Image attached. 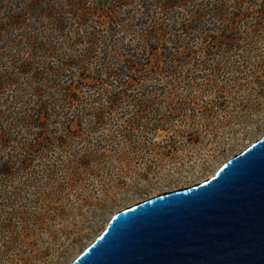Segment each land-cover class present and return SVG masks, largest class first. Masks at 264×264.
<instances>
[{"label": "rangeland", "instance_id": "obj_1", "mask_svg": "<svg viewBox=\"0 0 264 264\" xmlns=\"http://www.w3.org/2000/svg\"><path fill=\"white\" fill-rule=\"evenodd\" d=\"M263 135L264 0H0V264H70Z\"/></svg>", "mask_w": 264, "mask_h": 264}, {"label": "water", "instance_id": "obj_2", "mask_svg": "<svg viewBox=\"0 0 264 264\" xmlns=\"http://www.w3.org/2000/svg\"><path fill=\"white\" fill-rule=\"evenodd\" d=\"M70 264H264V135L214 176L119 210Z\"/></svg>", "mask_w": 264, "mask_h": 264}, {"label": "trees", "instance_id": "obj_3", "mask_svg": "<svg viewBox=\"0 0 264 264\" xmlns=\"http://www.w3.org/2000/svg\"><path fill=\"white\" fill-rule=\"evenodd\" d=\"M181 1H185V0H181ZM165 4L166 5H168V6H172V4H170V2L168 1V2H165ZM224 3H222L221 4V2L219 1L218 3H217V5L215 6V7H213L210 11H208L209 13H213V14H209V16H211V15H213L214 16V18H220L219 20H224V19H222V15H223V13H225L226 12V7H228V6H225V5H223ZM196 13V14H195ZM200 15H201V12H199V11H194V13H192V15H188L187 16V18H185V21L187 22L188 21V19L192 22L193 21V23H194V20H196V23H197V21L200 19L199 17H200ZM199 16V17H198ZM224 17V16H223ZM183 18H180V22H178V25L180 24V26L181 27H183V25H184V20H182ZM217 20V19H216ZM189 26H191V27H189ZM188 27L189 28H200V26L201 25H198V23L197 24H192V23H190V25H189ZM176 41H178V40H176ZM179 41H181V40H179ZM126 63H130V60H127V61H125L123 64H121L120 62H118V63H114V65H115V67L114 68H112L111 69V71H114V70H118V72H116V75H115V77L116 78H120V77H128L129 75L127 74L130 70H133V67L134 66H132V65H126ZM131 76L132 77H135L134 76V74H131ZM40 79V81L41 80H46V77L45 76H40V77H38L37 76V80H39ZM135 80L136 79H138V77L136 76V78H134ZM40 81H39V83H40ZM40 90V89H39ZM61 96H63V95H61ZM76 97V96H75ZM73 98H74V96H70L69 98H68V100H73ZM134 98V97H133ZM64 99V101L66 102V100H65V98H63ZM90 99V98H89ZM88 99V100H89ZM107 101L109 100V101H112V102H114V101H117L115 98L113 99V97L112 96H108L107 98ZM51 102H54L53 100H50ZM49 101V102H50ZM80 101V100H79ZM65 102H63V103H65ZM43 109H49L50 107H47L45 104H43V107H42ZM32 118H33V116H32ZM34 122H35V124H38L37 123V120L36 119H34ZM161 127H163V126H161ZM156 128V127H155ZM155 128H149L150 130H154Z\"/></svg>", "mask_w": 264, "mask_h": 264}]
</instances>
